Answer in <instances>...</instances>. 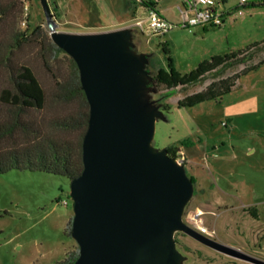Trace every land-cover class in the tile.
Instances as JSON below:
<instances>
[{
  "label": "rangeland",
  "instance_id": "1",
  "mask_svg": "<svg viewBox=\"0 0 264 264\" xmlns=\"http://www.w3.org/2000/svg\"><path fill=\"white\" fill-rule=\"evenodd\" d=\"M150 1L48 0L59 32L133 31L136 52L149 56L147 70L153 77L149 98L163 114L156 121L153 147L178 148V154L169 156L184 158L182 165L194 183L183 221L264 261V50L247 63L232 59L231 66H216L195 84L171 88L156 79L169 60L178 72L188 75L264 44L262 0L255 7H239L230 0L225 7L231 15L221 27L209 28L182 27L177 8L181 0H163L158 7L168 10L161 14L176 25L164 36L152 35L145 26L142 33L137 26L146 18L143 6ZM0 5L8 14L0 22V40L16 31L29 35L14 58L33 70L47 96L45 108L32 114L33 119L47 133L75 145L82 141L83 147V124L58 125L83 123L89 105L81 94L60 97L77 88V67L69 55L56 49L40 0H28L26 24L21 0H0ZM4 83L1 76L0 84ZM169 92L171 96L164 100ZM208 92L212 95L193 97ZM165 104L169 110H163ZM185 140L191 145H182ZM70 185L66 177L38 171L11 170L0 175V264H56L78 249L69 229L74 217ZM175 241L184 264H253L217 252L182 232L175 233Z\"/></svg>",
  "mask_w": 264,
  "mask_h": 264
},
{
  "label": "water",
  "instance_id": "2",
  "mask_svg": "<svg viewBox=\"0 0 264 264\" xmlns=\"http://www.w3.org/2000/svg\"><path fill=\"white\" fill-rule=\"evenodd\" d=\"M51 38L75 62L89 104L82 173L71 181L75 264H184L175 233L253 264L264 261L220 243L183 221L194 183L185 167L153 147L161 107L150 100L149 56L130 28L91 34L57 31L40 0Z\"/></svg>",
  "mask_w": 264,
  "mask_h": 264
},
{
  "label": "trees",
  "instance_id": "3",
  "mask_svg": "<svg viewBox=\"0 0 264 264\" xmlns=\"http://www.w3.org/2000/svg\"><path fill=\"white\" fill-rule=\"evenodd\" d=\"M260 3L264 5V0ZM260 3H253L250 6L255 7ZM151 4V2H146L147 6ZM7 15L6 8L0 5V22ZM28 39L29 35L26 32L16 31L9 38L0 40V77L5 76L6 79V83L0 84V175L11 170H29L63 176L72 181L83 170L82 141L80 144L75 145L73 142L51 135L47 133L41 123L33 119L32 114L45 108L47 96L33 70L26 63L17 61L14 58L16 51ZM263 45V43L258 44L246 53L232 54L229 59L223 60L216 65L202 66L188 75H182L178 72L171 60H169L167 69L160 68L156 79L171 88L178 85L195 84L206 73L214 70L216 66L222 65L223 68H226L233 63L251 61L256 53L264 50ZM56 49L63 52L59 47H56ZM230 60L233 63H228ZM75 70L77 73V88L70 90L69 93H61L60 97L69 99L70 94H81L83 101L88 104L81 87L80 77L78 78V68H75ZM171 94L172 92L166 93L162 98L165 100ZM210 95H212L210 92L199 93L193 97L202 98ZM163 110H169V105H163ZM88 122L89 113L87 112L84 115L83 123L76 121L58 125L64 128H71L72 125L80 126V124H83L84 137ZM182 145L189 146L191 142L185 140ZM167 150L169 155L179 151L178 148H169ZM69 229L71 231L72 227ZM79 252L78 247L66 259L56 264H75L79 257Z\"/></svg>",
  "mask_w": 264,
  "mask_h": 264
},
{
  "label": "built area",
  "instance_id": "4",
  "mask_svg": "<svg viewBox=\"0 0 264 264\" xmlns=\"http://www.w3.org/2000/svg\"><path fill=\"white\" fill-rule=\"evenodd\" d=\"M163 0H152L151 5L147 9L146 19L140 20L137 26L144 32L145 29L152 35L164 36L171 32L176 25L167 20L158 9V5ZM230 0H181L178 7L181 26L184 28L194 27H221L224 24V18L231 15V9H226V5ZM239 7H245L261 0H235ZM24 7V24L29 17L28 0H21ZM178 154V152H177ZM177 162L182 164L183 157L176 158ZM65 204H67L65 202ZM202 234L209 235L206 229H199Z\"/></svg>",
  "mask_w": 264,
  "mask_h": 264
},
{
  "label": "crops",
  "instance_id": "5",
  "mask_svg": "<svg viewBox=\"0 0 264 264\" xmlns=\"http://www.w3.org/2000/svg\"><path fill=\"white\" fill-rule=\"evenodd\" d=\"M151 2V1H150ZM180 4H181V2L180 3H178L177 4V8L180 6ZM148 7H149V5L147 6V5H145L144 4V6H143V9H145V12H146V14H147V9H148ZM159 8V7H158ZM159 10L161 11V12H163L164 10L166 11V10H168L167 8H165V9H161V8H159ZM164 13V12H163ZM145 14V13H144ZM146 17V16H145ZM146 19V18H145ZM144 19V20H145ZM143 20V19H142ZM141 30V29H140ZM142 31V30H141ZM142 33H144L143 31H142ZM226 194V193H225ZM227 196H229L228 194H226Z\"/></svg>",
  "mask_w": 264,
  "mask_h": 264
},
{
  "label": "flooded vegetation",
  "instance_id": "6",
  "mask_svg": "<svg viewBox=\"0 0 264 264\" xmlns=\"http://www.w3.org/2000/svg\"><path fill=\"white\" fill-rule=\"evenodd\" d=\"M214 250V249H213ZM216 251V250H215ZM218 252V251H217ZM223 254V253H222Z\"/></svg>",
  "mask_w": 264,
  "mask_h": 264
}]
</instances>
